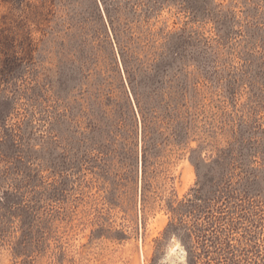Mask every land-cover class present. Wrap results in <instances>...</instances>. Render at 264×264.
Listing matches in <instances>:
<instances>
[{
	"label": "rangeland",
	"instance_id": "obj_1",
	"mask_svg": "<svg viewBox=\"0 0 264 264\" xmlns=\"http://www.w3.org/2000/svg\"><path fill=\"white\" fill-rule=\"evenodd\" d=\"M141 1L121 21L155 74L153 92L167 102L186 93V146L167 118L164 138L144 145L111 26L105 15L101 41L90 0H0V264H188L189 249L205 246L210 264L226 252L223 264H264V0H195L212 11L199 18L175 5L151 14ZM71 5L87 18L83 34ZM83 37L99 60L81 77L68 53ZM62 65L83 88L69 96L72 114L54 88ZM126 102L132 138L89 127ZM191 159L204 164L209 203L196 205L206 216L177 211L198 188Z\"/></svg>",
	"mask_w": 264,
	"mask_h": 264
},
{
	"label": "trees",
	"instance_id": "obj_2",
	"mask_svg": "<svg viewBox=\"0 0 264 264\" xmlns=\"http://www.w3.org/2000/svg\"><path fill=\"white\" fill-rule=\"evenodd\" d=\"M91 5L93 7L94 14L96 16V19L99 21V23L102 26L103 31L100 33L101 41L107 42L109 41L110 36L106 34L105 27L106 23L104 21L105 15L108 19V22L112 29V36L113 40L115 42L116 47L118 48L121 60L123 61V64L125 66V71L128 74L129 78V84L131 86L133 95L135 97L139 114L141 117V123H142V138L144 145H146L151 140L161 139L164 138L165 133L161 131L162 127L160 126V122L164 119H174L177 123L176 129L174 131V137L178 144L186 146L190 139V132L192 130V123L189 115V111L187 110L188 103H187V95L186 93H182L183 95L175 98H171L168 102L165 100V98H162L155 94L153 92L154 89V80L155 74L150 73L149 69L145 68V63L141 61V59L138 57L137 52L134 50V47L132 46L133 41L132 37L129 35L131 28L129 26V21L122 22L121 17L126 13L127 11H134L137 6H140L141 0H90ZM71 4V3H70ZM147 4L149 5L147 8L149 12L157 13L160 11L165 5H175L181 10H185L186 12H190L192 15H194L195 18H199L200 16H210L212 14V11L205 8V3H199V1L195 0H147ZM207 4V3H206ZM71 9H73V17L71 18L74 22H77V30L80 31V34L85 33L86 30L85 25H87V18L82 17L79 6L77 5H71ZM83 12V10L81 9ZM105 13V14H104ZM59 22H54V26L51 28V31L56 35V33H59L58 27L64 26V23H66V20H63L60 18ZM216 20V19H215ZM51 22V21H49ZM57 36V35H56ZM73 37V34H72ZM75 37H78L76 35ZM99 38V37H96ZM76 39V38H74ZM79 40L77 42V47L75 50H77L76 53H68L70 57H75L77 62H71V66L73 69L79 73V76L84 77V71H87V69L90 67V59H92L96 62L94 63V67H97V61L99 60L98 53H96V46H93L92 42L88 40L87 38H77ZM66 45L67 43L60 42V46ZM64 50V48H63ZM71 52L74 51L73 45H70ZM87 51L91 54L88 56ZM94 52V53H93ZM83 53V54H82ZM59 54H64L63 51H60ZM77 63V64H76ZM157 66V65H155ZM154 66V67H155ZM65 67H68V65L60 67V70L58 71L57 79L54 81V88H57L56 95L58 99H62L64 104L66 105V110H70L71 114L74 112L73 106L68 102L69 96L71 95V92L73 91H80V93H83V88H78L80 85L79 79L73 75V73H66ZM96 105L100 106L101 109L106 107V103L104 100H101V97L99 96L97 98ZM83 108V106H82ZM82 108L80 109L82 111ZM169 109L172 110V112L169 111ZM104 111V110H103ZM110 112H112L113 118L107 122V124H103L99 119H96L95 117H92L89 119V127L91 129L98 128V127H107V131L103 132L105 133L104 137L109 139H117L121 136V134L127 132L128 138H132L134 136V122L132 114H134V110L132 111V108H130V105L128 102H126V112L122 111L121 109H115L113 108ZM170 112V113H169ZM104 113H108L104 111ZM80 116V115H79ZM130 125L128 123V119ZM129 126V128H127ZM144 163H143V172L144 175L146 174V157H147V151L144 150ZM192 164L195 166L197 173H198V188L192 189V196L185 199L186 204L182 203L180 204V208L177 210L181 214H195L194 212L197 211L199 216L201 215H207L209 212V207H206L205 195H204V189L207 188L208 180L203 176V170L202 167L204 164L196 163L194 159H191ZM205 202V205H196L197 202ZM209 203V202H207ZM188 205H192V210L188 209L186 207H189ZM11 212V208L9 210ZM176 211V213H177ZM194 211V212H193ZM6 222V221H5ZM174 224H170L168 226L167 231H174ZM170 229V230H169ZM202 231V230H201ZM191 237V234H189ZM206 236L201 235L200 239L204 240ZM200 240V242L202 241ZM199 242V243H200ZM228 244V242L226 243ZM229 245V244H228ZM207 247L205 246L203 248V253H199L195 250V247L192 249L190 248L188 251L189 259L188 264H210V256L209 252L206 251ZM227 253V252H226ZM226 253H221L220 258H217L216 264H223L226 262V258L231 259V256H225ZM224 256V257H223ZM233 260H235L233 258Z\"/></svg>",
	"mask_w": 264,
	"mask_h": 264
}]
</instances>
